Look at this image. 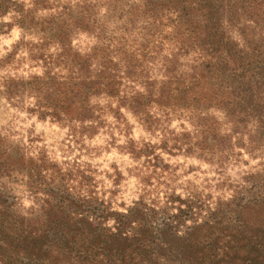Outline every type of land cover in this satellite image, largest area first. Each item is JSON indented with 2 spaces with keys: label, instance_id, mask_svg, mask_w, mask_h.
<instances>
[{
  "label": "clouds",
  "instance_id": "obj_1",
  "mask_svg": "<svg viewBox=\"0 0 264 264\" xmlns=\"http://www.w3.org/2000/svg\"><path fill=\"white\" fill-rule=\"evenodd\" d=\"M22 2L36 21L63 20L72 26L82 18L87 27H76L67 45L81 55L97 46L101 33L114 38L113 47H127L125 41L149 26L138 19L141 10L132 8L138 0H129L122 13L111 10V0H46L47 6ZM21 19L12 10L0 17V159L10 162L7 174L0 176V190L9 192L21 214L28 216L52 199L48 188L98 205V215L105 210L128 215L139 206L164 220L187 211L189 202L193 211L199 203L206 216L238 195L245 202L264 195V116L252 115L250 109L230 114L223 106L222 86L197 75L196 52L177 58L179 67L170 72L173 50L149 44L148 54L156 59L143 64L139 79H125L114 98L102 92L85 101L69 87L68 69L57 66L64 47L38 29L21 27ZM133 20L136 29L124 32ZM218 21L249 62H264V0H223ZM110 59L120 62L118 55ZM136 59L142 60L140 53ZM12 83L29 87L9 95ZM150 91L146 111L158 123L149 128L121 99L134 93L149 96ZM85 107L99 119L85 118ZM90 128L95 131H85ZM129 142L137 151L145 146L147 151L134 157ZM115 223L110 218L104 226ZM192 224L185 220L181 227Z\"/></svg>",
  "mask_w": 264,
  "mask_h": 264
},
{
  "label": "trees",
  "instance_id": "obj_2",
  "mask_svg": "<svg viewBox=\"0 0 264 264\" xmlns=\"http://www.w3.org/2000/svg\"><path fill=\"white\" fill-rule=\"evenodd\" d=\"M222 6L223 0H138L136 10L142 12L138 19H144L149 26H141L130 42L125 41L127 47H113L114 38L101 33L97 46L84 55L67 47L74 29L87 27L82 18L73 22L74 27L63 20L36 21L31 11L24 12L20 0H0V17L9 10L21 13V27L38 29L49 39L58 40L65 50L63 60L57 58V66L63 64L68 69L73 81L69 87L85 101L102 92L116 97L125 79H139L144 74L143 64L155 61L156 57L148 54V45L159 50L167 45L174 54L170 72L179 67L177 58L194 51L199 58L197 75L205 83L222 86L223 106L229 108L230 114L250 109V114L264 116V96L259 95L264 91V62H249L250 58L220 30ZM129 23L131 27L123 28L124 32L136 29L134 20ZM42 24L49 28L46 30ZM137 53L142 60L136 59ZM113 55L120 57L119 63H112ZM16 87L12 88L22 90L29 85L21 83ZM125 87L131 91V85ZM150 98L151 91L149 96L134 93L121 99L149 128L158 123L147 115ZM82 115L99 119L86 107ZM212 140L215 144L216 137ZM128 149L138 157L147 151V146L137 151L129 142ZM47 191L52 193V199L44 202L43 219L38 223L16 213L13 199L8 202L0 194V264H58V260L67 264H160V258L163 264H264V195L247 202L238 195L206 216H201L199 203L193 211L189 202L187 211L164 220L139 206L128 215L106 210L98 215V205L60 195L51 188ZM110 218L116 221L112 225L115 231L104 226ZM198 218L203 222L197 223ZM185 220L193 224L182 229ZM133 222L137 227H132ZM181 230L184 234L178 236Z\"/></svg>",
  "mask_w": 264,
  "mask_h": 264
},
{
  "label": "rangeland",
  "instance_id": "obj_3",
  "mask_svg": "<svg viewBox=\"0 0 264 264\" xmlns=\"http://www.w3.org/2000/svg\"><path fill=\"white\" fill-rule=\"evenodd\" d=\"M20 1H22V0H20ZM35 1L38 2V4L41 5V6H47L46 0H35ZM111 1H112V2H111V6H113V7H111V8L114 9L113 12H117V13H122L123 8L129 4V0H111ZM39 2H40V3H39ZM136 7H137V3H135V4L132 5V8H133L134 10H136ZM1 17H2V16H1ZM3 27H4V26H3ZM3 27H2V24H0V30H2ZM42 27H45L46 30L49 28V27L47 28V25H46V24H42ZM69 27H70V26H69ZM71 27H74V25H72ZM36 28H38V26H36ZM13 86L16 87L17 84H16V83H12V84H10V86H9V91H10V89H12V90L14 89V88H12ZM16 88H17V87H16ZM9 95H11V93H9ZM2 155H3V154L0 153V156H2ZM16 163H17V165L19 166L20 170L23 171V170H24V166H23L22 164H20V162H19L18 159H17ZM113 166H114V165H113ZM9 167H10V162H9V160H8L7 158H5V159H0V176L6 175L7 172H8V170H9ZM33 167H34V166H33ZM0 188H2V186H0ZM0 194H1L2 198H3V199H6V201L8 200V202L11 201V199H13V205H14V206H13V208H14L13 210H14L16 213H18V214L24 216L23 214H21V212H20L18 209L15 208V200H14V198L9 194L8 191H6V190H0ZM44 206H45V204L42 205V207L40 208V210H38V211H36V212H33V213H31L30 215L25 216V217H28L30 220H32V221H34V222H36V223L41 222L42 219H43V217H42V211H43V207H44Z\"/></svg>",
  "mask_w": 264,
  "mask_h": 264
}]
</instances>
